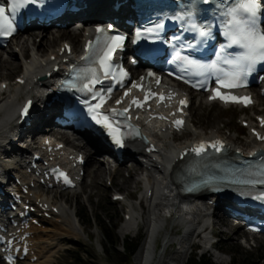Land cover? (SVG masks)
<instances>
[{
	"label": "bare ground",
	"instance_id": "obj_1",
	"mask_svg": "<svg viewBox=\"0 0 264 264\" xmlns=\"http://www.w3.org/2000/svg\"><path fill=\"white\" fill-rule=\"evenodd\" d=\"M104 9L107 10V8ZM103 15H106V13ZM106 23L107 22L99 21L94 23V25ZM92 29L93 28L90 26L82 30H56L54 28H45L38 31H30L22 34L20 40L12 38L10 41L11 44L0 51V80L8 86L6 90H3L0 83V174H7L10 168H16V176L18 178L25 181L29 177L26 173V169L18 165L16 159H14L11 154L6 153L4 149L5 144L10 142L11 137L16 139L18 136H11V132L16 129L13 124L18 121V119H15L17 107L24 98L28 97L36 100L37 97L45 96L49 89L53 87L52 81L60 77V75L56 73H53L51 77H47V74L52 73V70L55 68V64L52 63V58L56 57L60 61L64 58H72V56H59L64 43L68 42L72 44L74 53H77L84 47L86 40L90 37ZM47 32L49 34H47ZM15 74H18L17 77L25 81L24 85H20L16 83V81L11 83L10 78ZM179 86L180 85H174L173 87L176 88ZM197 95L202 96L200 99V104L202 106L218 104L209 102L208 95ZM255 100L259 102L260 105H264V98H261L259 93H255ZM191 101H193V97H191ZM38 102L40 104L43 103L40 100H38ZM38 104H36V106L41 109V106ZM52 110H56L55 105L47 112ZM37 113L39 119L35 121V125L25 130L24 127H21L20 135L29 132L35 134L36 137H40L50 133L49 126L52 124V119L45 117L46 112L40 113L38 110ZM259 115H264V109L261 110ZM242 121H247L251 124L253 122L249 118H242ZM144 129L145 133L155 143L157 151L152 154H146V147L143 144L135 143L130 145L126 156L134 160L136 166L139 168L133 166L134 168L130 171V180L127 182L122 181L123 184L126 183L124 186L125 189L132 186V184L137 185L141 182L144 191L141 194V201L139 204H130L128 199L124 200L127 207V215L130 216V219L122 225L120 230L121 236L125 237L133 233L137 230L138 226L146 225L147 222L150 221L148 236L145 239L144 247L142 252H138L134 256V264H154L155 262L157 264L170 263L169 261V263H165L163 260L161 261V258L158 259L156 250L160 234L170 224H174V226L183 225L186 228V234L177 241L180 245L179 251L173 255L171 261H176V257H182L190 248H194L196 246L195 239L199 237L201 241L204 242L206 251H209L208 242L210 241L211 235L209 229L212 228V234H217V229L219 227L225 226L230 228L226 219L223 218L219 207L210 205L209 200H214V197L203 200V204L192 201L191 199H186V204L178 203V198L174 195L175 184L170 182L171 179L173 180L172 175L175 171V168L173 169L171 167L178 165L176 160L179 153H176V149L184 147L196 138L193 137V139H189L183 144L176 146L173 144L174 141H172V136L170 134L161 132V126L146 124L144 125ZM187 129L192 132L193 136L199 135L197 132L198 129H195V126L191 125L190 117L188 118ZM42 132H46L47 134H43ZM218 132L219 130L213 132L211 136L215 135L223 138L231 147L239 146L235 142V135L232 137H223L220 136ZM159 133L161 134L159 135ZM23 135H21L19 142L24 141L25 137H23ZM201 136L202 135H200V137ZM81 137L85 141L72 138L71 136L60 137V139H64L67 143L72 144L71 147H68V149L61 153V162L67 163V159L70 156L76 155L75 151L83 153L86 156L85 167L87 163H90L93 169L88 175L92 181H98V185L99 183L102 184L106 177L108 181H111L110 177L113 178V174L115 177H118L123 170L127 169V164L124 163V161H114L115 164L112 165L111 162H113V160L111 161L106 156H104L106 160L104 163L109 164L110 168L109 166L106 167L103 163L102 166H100L101 158L99 161L97 156L102 151L104 144L98 138L90 137L86 134H82ZM247 140L249 151L246 155L248 156L250 151L256 150L261 144L257 143L250 136ZM34 144L35 147H37L38 142ZM18 148L20 147L18 146ZM26 148L27 150L24 151L18 150L17 154L19 153L24 157L30 153L33 146H27ZM239 148L243 150L240 146ZM30 155L31 157L33 156V154ZM135 156L141 159V163L136 160ZM101 157L103 158V156ZM73 162L74 160L67 163L71 169V164ZM123 167L125 169H123ZM131 168L132 167L129 166L128 169ZM137 176L138 178H136ZM83 180L76 189L64 196V201H57L55 195L52 196L49 193H45L40 188L32 191L33 196H28L32 203H41L44 206L47 205V208L44 210L41 209V212L48 213L52 217L50 219L42 218L41 222L44 227L41 226V228H39L31 226V242L38 257V261L24 264H51L53 257L61 249L64 242L70 238L79 239L84 236L85 229L83 228V221L79 218L81 204L79 201H77L78 203L75 202V204L71 200L76 199L80 195V192L85 189ZM27 182L29 185L36 183L35 179L32 178L27 180ZM114 182L117 185L115 179ZM96 185V183L91 184L92 187H96ZM116 195L119 194H114V196ZM138 205L139 208H141L139 210L140 212L136 209ZM23 208L24 207H22V209ZM55 208L57 211H54ZM207 221H211L209 226H206L208 223ZM202 227H205L206 230L196 233V230ZM173 233L174 230H172L170 235ZM168 234L169 233L165 236V241H168L166 247L168 246L167 248L169 249L175 244V241H171V239L168 238ZM240 234V231L234 232L233 236ZM243 234H246V232H243ZM167 252L166 249L164 253ZM216 257L221 263L226 260L222 254H217ZM225 262H227V260Z\"/></svg>",
	"mask_w": 264,
	"mask_h": 264
},
{
	"label": "snow or ice",
	"instance_id": "obj_2",
	"mask_svg": "<svg viewBox=\"0 0 264 264\" xmlns=\"http://www.w3.org/2000/svg\"><path fill=\"white\" fill-rule=\"evenodd\" d=\"M204 2L207 3L208 0H204ZM30 3H36V0H11L9 6L0 4V36L10 37L16 31L15 16L22 7ZM217 8L219 11L216 22L221 28L226 43L219 46L215 60L202 63L187 56H182L177 51L174 61H182L184 70H193L191 74L194 76L215 77V83L218 87L211 89L214 93L210 97L211 99H220L226 103H242L247 106L253 102L251 97L236 96L231 94V92H222L221 89L231 90L245 86L247 77L255 70L256 66L264 63V2L262 0H220ZM185 16L188 18L187 30L194 33L193 40L198 45L203 46L207 43L208 38L213 35V23H198L194 18V13L191 11L184 13L183 16L178 18L184 19ZM110 27H97L95 41H89L86 46V55L83 59L90 60L96 66L74 69V79L79 82V86L71 79L66 82V85L69 89L92 94V99L99 101L96 104H92L88 100L84 101L91 120L104 128L115 144L123 147L124 133L121 131V121L116 118L125 116L127 119H131V117L126 115L130 108H125L122 111L112 108L106 113L102 111V108L107 99L111 98L112 89L108 88L104 92L94 91L97 84L103 83L101 76L105 79H117V76L127 77L128 75L122 69L116 75L112 74L114 54L123 47L125 37L123 35H107ZM184 46L191 48L193 44L189 42L186 45H182V47ZM65 47L67 48L68 46L66 45ZM224 66H227V70ZM149 75L154 74L150 73ZM193 86L203 87L204 85L200 83ZM133 87L143 90L142 85L134 84ZM129 94L130 90L126 91L124 95L127 97ZM157 95L161 102L171 98V95L166 97L163 94L150 93L145 96L143 101L134 98L131 103L138 108H142L150 98ZM122 102V100L116 101L117 104ZM180 104L186 106L187 101L181 100ZM30 106L31 101L24 107L23 115H28ZM159 118L166 119V117L162 116ZM174 124L179 129L183 127L184 122L183 120H176ZM261 124L264 125V118H261ZM256 135L259 139L264 140V136H260L259 133H256ZM208 147L221 151L224 145L219 140L211 142L210 145L202 141L190 151L197 156H203ZM245 171L247 176L254 178L239 180L236 181L237 183L249 185L264 184V156L261 157L257 170ZM59 177H62L66 184L72 183L66 173L59 172ZM204 183L208 184L209 181H204ZM257 198H264V195Z\"/></svg>",
	"mask_w": 264,
	"mask_h": 264
},
{
	"label": "rangeland",
	"instance_id": "obj_3",
	"mask_svg": "<svg viewBox=\"0 0 264 264\" xmlns=\"http://www.w3.org/2000/svg\"><path fill=\"white\" fill-rule=\"evenodd\" d=\"M47 34L49 33L47 32ZM20 37L21 36H18L17 39L20 40ZM18 74L13 75L10 80L14 81ZM0 83H2V80H0ZM197 94L198 93L193 95V102L190 108V122L192 126H195V129H198V134L210 135L213 132L219 130V134L224 137H232L235 135V142L243 149H249L247 140L249 137L248 131L241 126L239 121L243 117L251 118L253 120L254 116L260 114L261 110L264 109V105H260V103H258L249 110L240 109L238 107L223 109L218 104L212 106H202L200 104V99L202 96H198ZM242 130L245 131L244 134L241 133ZM193 137L194 136L192 132H187L178 139H175L173 144H183ZM68 145L71 147L72 144L68 143ZM101 156H103V158ZM100 158L101 164L99 165L102 166L103 163L106 167L109 166L110 168L109 164L104 163V161L106 162L104 155L99 154L97 159L100 161ZM111 163L114 165L113 162ZM125 163L127 164V169L123 167L125 170H123V172L120 173L118 177H115L114 174L113 178L110 177V180L113 182L108 181V178L106 177L102 184L99 183V185L97 183L98 181L94 182L89 177L88 174L93 169L91 167L92 165L87 163L84 176L85 189L80 192V195L77 197L78 199H71L74 203L79 201L81 204L79 218L83 221V228L85 229L84 236L79 239L76 238V240L70 238L64 242L61 249L53 257L51 264H134L133 259L131 263H127L126 260L120 256L114 254L107 255L105 252L106 239L100 230L103 224H107L110 228L117 226V235L119 236V239L121 240L125 238L121 236L120 230L126 221L125 214L127 207L121 202H113L114 194L126 196L132 204H139L141 201L140 197L144 191L143 184L141 182L137 185L132 184V186L127 187V189L124 187L126 183H122V181L127 182L130 180V171L134 167L138 166H136V163L131 160H126ZM129 166L132 168L128 169ZM136 178H138V176ZM114 179L116 180L117 185L115 184ZM92 183H96V187H92ZM55 196L57 201H64V196L60 197L58 194H55ZM136 209L138 212H140L139 210L141 208H139L138 205V207L136 206ZM85 210L88 218H85L83 215ZM207 222V225L209 226L211 221ZM149 225L150 221L147 222L146 225H140L136 231L127 235L133 239L145 236L144 241L138 250L139 252H142L144 247ZM172 230H174V233L170 235ZM184 230L185 227L183 225L174 226V224H170L166 227V229L160 234L157 241L158 259L161 258V261L163 260L165 263L169 261V264H190V261L194 255H197V258L199 259L200 254L206 253V256L210 258L212 264H264V242L262 240L259 238H249L245 240L247 235L243 234L244 231L242 229H235L232 227L228 228L225 226L219 227L217 229V234L219 237L218 247L223 252L222 255L226 258L227 262H225V260L221 263L219 260H217L218 258L216 256L219 253H217L216 250L206 251L205 244L200 238L195 239V244L199 246V251L195 252L193 248H190L186 254L179 258L176 257V261L173 262L171 261L173 255L179 251L180 248V245L177 243V241L183 237ZM239 231L241 232L240 235L233 236L234 232ZM167 233H169L168 238H170L173 242L175 241V244L169 249L167 248L168 246L166 247V243L168 241H165V236ZM73 241L78 242V245H81L82 248L76 247V245L72 243ZM166 249L168 252L164 253ZM120 251H122L121 247ZM154 264L157 263L155 262Z\"/></svg>",
	"mask_w": 264,
	"mask_h": 264
},
{
	"label": "trees",
	"instance_id": "obj_4",
	"mask_svg": "<svg viewBox=\"0 0 264 264\" xmlns=\"http://www.w3.org/2000/svg\"><path fill=\"white\" fill-rule=\"evenodd\" d=\"M83 215L85 218H88V215L86 213V210L83 212ZM117 226H113V228L108 227L107 224H103L101 227V231L105 236L106 239V253L108 255H117L121 258H124L127 263L131 261L137 250L139 249L141 243H142V237H139L138 239H125L124 240V251L125 254H122L118 251V247L120 246V240L119 237L116 234ZM78 245V244H76ZM78 247L82 248L81 245H78ZM190 264H212L210 258L204 257L201 260H197L196 256L192 258L190 261Z\"/></svg>",
	"mask_w": 264,
	"mask_h": 264
}]
</instances>
